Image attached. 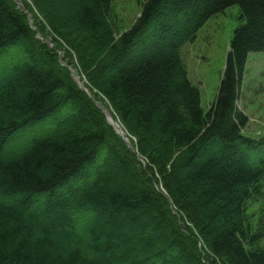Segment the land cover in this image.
Listing matches in <instances>:
<instances>
[{"label":"trees","instance_id":"16d2710c","mask_svg":"<svg viewBox=\"0 0 264 264\" xmlns=\"http://www.w3.org/2000/svg\"><path fill=\"white\" fill-rule=\"evenodd\" d=\"M31 2L35 28L0 0V264H264V211L248 214L264 197V133L243 132L237 104L248 54L264 53V0H144L122 33L111 0ZM234 5L242 23L205 110L181 49Z\"/></svg>","mask_w":264,"mask_h":264},{"label":"rangeland","instance_id":"374dc122","mask_svg":"<svg viewBox=\"0 0 264 264\" xmlns=\"http://www.w3.org/2000/svg\"><path fill=\"white\" fill-rule=\"evenodd\" d=\"M25 1H27V3H29L33 7L34 12L38 14V10L34 5H32L31 0ZM111 1L113 4V17L115 19L113 20V22L114 24H116L117 30L122 33L125 30L129 29L140 16L144 0ZM66 7L67 5H62V7L59 8V13H65L64 10ZM67 9L68 8H66V10ZM240 11V7L238 5H234L225 10L224 13H220L216 16L211 17L203 25V27L200 28L196 37L192 41L186 42L182 46L181 57L186 66L188 77L191 83L199 89L201 105L205 110H208V108L213 104L218 95L223 71L226 66L227 55L230 49V42L234 35L235 29L239 26L240 23H242V20L240 18ZM25 12H27V10H25ZM34 12H27L29 23H31L33 27V18L35 14ZM29 14H31V16ZM39 16H41L40 13ZM61 18H64V16L61 15ZM58 38L63 43L64 48L68 50L69 48L64 44L62 38ZM69 51L71 50L69 49ZM73 57L75 63L73 62L74 68H71V70L76 71L78 69V71H80L79 67L77 66L74 54ZM70 59L73 58L70 57ZM81 76L83 78L85 74ZM84 78H86V76ZM100 97L103 98V101L108 104L107 100L102 95ZM237 104L238 108L242 110L246 115H248L249 118L243 132L253 137H257L264 133L263 52H250L248 54L246 70L242 79L241 94L239 96ZM109 108L111 112L114 113V110L111 109L112 107L109 106ZM63 113L64 109L61 108L52 116L33 125H30L20 132L16 133L11 141L15 140V138L17 137L29 138L39 135L43 130L48 129L56 121L57 118L63 115ZM116 120L119 122L121 128L125 131L127 136L130 139H133L134 137L128 133L119 119L117 118ZM166 196H168L167 192ZM262 210L264 211V197L260 196L257 200L249 203L248 214L254 222L257 220L258 215ZM187 223L191 226L192 229V226L194 225H192L191 221L187 220ZM194 230L197 233L195 227ZM1 235L2 234H0V237ZM196 236L201 238L199 234H197Z\"/></svg>","mask_w":264,"mask_h":264},{"label":"water","instance_id":"95a60500","mask_svg":"<svg viewBox=\"0 0 264 264\" xmlns=\"http://www.w3.org/2000/svg\"><path fill=\"white\" fill-rule=\"evenodd\" d=\"M16 3L21 6V9L23 11H25V6L23 5L21 0H15ZM31 16V14H29ZM31 24V23H30ZM49 42V41H48ZM72 75L74 77V79L76 80V82L78 83L79 87L82 88L84 91L88 92V90L85 88L84 83L80 81V77L75 73L74 70H71ZM97 105L102 109L103 113L105 114L108 122L114 126L116 132L121 135L124 139V141L126 142V144L130 147L133 148L131 141L129 140V138L125 135V132L119 127V124L117 122H113L111 120L110 117H112V113L102 104L97 103Z\"/></svg>","mask_w":264,"mask_h":264},{"label":"bare ground","instance_id":"6f19581e","mask_svg":"<svg viewBox=\"0 0 264 264\" xmlns=\"http://www.w3.org/2000/svg\"><path fill=\"white\" fill-rule=\"evenodd\" d=\"M111 118V120L113 121V122H115V120L113 119V117H110Z\"/></svg>","mask_w":264,"mask_h":264}]
</instances>
